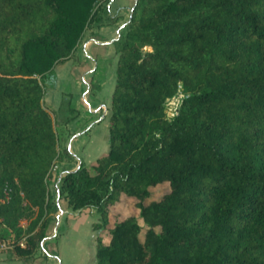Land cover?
I'll return each instance as SVG.
<instances>
[{"label":"trees","instance_id":"trees-1","mask_svg":"<svg viewBox=\"0 0 264 264\" xmlns=\"http://www.w3.org/2000/svg\"><path fill=\"white\" fill-rule=\"evenodd\" d=\"M107 3L0 0V237H24L7 258L34 259L58 209L57 125L79 111L67 99L55 117L43 96ZM130 7L112 41L107 149L62 173L58 197L106 230L94 264H264V0ZM178 93L190 98L169 122ZM122 196L136 214L111 211Z\"/></svg>","mask_w":264,"mask_h":264},{"label":"crops","instance_id":"crops-1","mask_svg":"<svg viewBox=\"0 0 264 264\" xmlns=\"http://www.w3.org/2000/svg\"><path fill=\"white\" fill-rule=\"evenodd\" d=\"M110 3L108 4V10H110ZM126 6V0H122V2L118 4L117 8L119 10L114 17V21L107 20V22L99 25V20L92 21L90 23L91 26L89 25L90 28H88V26L83 31L80 48L74 51V54H78V52L81 51V54H78L77 57L82 60V65L76 66V68L81 67L87 72V75H92L94 80L97 79L101 81L100 91H103L104 87L106 86H110L111 91L113 86L114 66L117 55L113 51L112 41L116 39L115 37L117 34L119 35L120 27L123 24L119 21L121 19L120 15H123V9H125ZM109 27L112 28L110 31L108 29ZM86 30L92 31V33L90 32L88 33L89 35H86ZM108 57H111L110 62H112V69L107 79L106 72L109 63ZM68 65V59L62 62V65L61 63L55 65L56 80L54 86L51 87L52 94L55 95L57 92L61 93L62 89L59 88L61 77L59 75L60 72L68 67ZM64 77H66V74ZM82 80L84 81V79H81V83H83ZM74 81L75 84L79 83V79ZM73 89H75V86L74 88L71 87L69 82V87H64L63 90L72 92V97L75 98V92ZM108 103L109 100L106 105H108ZM88 104L89 103L87 102V106L85 108L83 107V109H81L77 102L74 104L79 113L76 117L72 118L63 125L62 129L64 128V134L60 135V133H58V156L53 162L55 169L50 171L51 177L49 187L55 191V202L57 198L56 205L61 209L60 211L58 209V211L61 215L67 213L69 217L62 222L61 220L59 221V218L56 216L55 224H52L51 221L45 239L42 243L44 245V255L46 258L41 254V256H37L34 259L26 262L22 259L7 258V255L4 253L0 255V264H61L62 261L57 254V243L59 241H68L74 223L76 224V222L79 221L81 214L84 215L85 213H91L89 208H83L80 211L77 209H70L66 205L65 201L57 196L58 180L62 173L76 168L79 163H87L91 161L98 154L107 149L106 119L98 115V105H94V107L90 108V105L88 106ZM84 109H86V111ZM91 222L92 221H90V224ZM90 228L91 237L94 234L95 229H92L91 225ZM56 231L58 232L56 233ZM51 239H55L54 244L50 243L52 242L50 241Z\"/></svg>","mask_w":264,"mask_h":264},{"label":"rangeland","instance_id":"rangeland-1","mask_svg":"<svg viewBox=\"0 0 264 264\" xmlns=\"http://www.w3.org/2000/svg\"><path fill=\"white\" fill-rule=\"evenodd\" d=\"M126 1H127V6L125 9H123V15L122 14L120 15L121 16L120 17L121 19L119 20L120 23H124V21L127 19L128 9L130 8L132 4V0H126ZM120 2H122V0H108L107 7H108V4L110 3V10H108L107 13L102 12L101 17L98 21V25L107 22V20H109L110 18V15H116L117 11L119 10L117 6ZM90 26L88 28H90ZM108 29L110 31L112 28L109 27ZM90 32L92 33V31L86 30V35H89L88 33ZM81 42H82V39L78 42L74 51L80 48ZM78 54L80 55L81 51H79ZM78 54H73L70 58H68L69 60L68 67L64 69L62 72H60L59 76L61 77V82H60L59 88L62 89L61 93L57 92L54 95L52 94V88H48L45 91L44 96H43L44 103L47 107L55 110V113L52 114L53 116L59 117L61 114V111H58V108L62 106L63 103L67 101V99L70 100V103L72 105H74L77 102L78 105L81 107V109H83V107L85 108L87 106L86 103L88 102L89 103L88 106L90 105V108L94 107V105H98V109H99L98 115L106 119L107 114H108L106 103L109 100V96L111 92L110 86H106L104 87L103 91H100L101 81L97 79L94 80L92 75L90 76L89 74L87 75L86 74L87 72L81 67L76 68V66L82 65L81 63L82 60H80L77 57ZM110 58L111 57H108L109 63H108L107 72H106L107 79L112 69L111 67L112 62H110ZM61 65H62V62H61ZM68 73L70 74V76ZM65 74H66V77H64ZM77 79H79V83L75 84L74 80H77ZM81 79H84V81L82 80L83 83H81ZM68 81L70 82L71 87L74 88L75 86V89H73L75 92V96H74L75 98L72 97V92L68 90H65V91L63 90L64 87H67V88L69 87ZM84 110L86 111V109ZM62 127H63L62 124L57 125V132L60 133V135L64 134V128L62 129ZM54 169L55 167L50 169V171ZM164 187H165L164 185L158 186L155 190L156 194L157 192L163 190ZM131 202H132L131 198L122 196L119 202L114 203L110 207V209L112 212H117L120 215H125L127 213L136 214L137 209L132 205ZM89 209L91 213H85L84 215L81 214L79 221H77L76 224L74 223V226L72 228L68 241H63V242L59 241L57 243V246H58L57 254L60 257V260L62 261L61 264H94V240H93L94 235L96 233H99L102 239L107 240L108 238L107 232L104 229H95L94 234L92 232L93 235L90 237L91 235L90 221L92 222L95 221L97 214L92 208H89ZM56 216L57 218H59V221L61 220L62 222L65 221L66 218L69 217L67 213L61 215L58 209L56 211H52L51 212L52 224H55ZM138 222L141 223V220L139 218H138ZM57 232L58 231H56V233ZM13 237L17 241V240H20L23 236L16 238L13 235ZM44 239L45 237L39 241V245L37 247L35 254H37V256H41L42 254V256L46 258V256L44 255V251H45L44 245L42 244ZM50 241H52L50 242L51 244L52 243L54 244L55 239H51ZM11 249H9L5 254L8 255L11 252ZM29 260L30 258L25 259L23 261L28 262Z\"/></svg>","mask_w":264,"mask_h":264},{"label":"built area","instance_id":"built-area-1","mask_svg":"<svg viewBox=\"0 0 264 264\" xmlns=\"http://www.w3.org/2000/svg\"><path fill=\"white\" fill-rule=\"evenodd\" d=\"M181 93L173 95L169 97L165 104V111L168 116L171 115L172 111L175 110L176 105L179 103ZM54 165L52 164L50 169H52ZM15 244L19 246H23L24 244V237L20 240H17L13 237V235L0 237V255L6 253L9 249L13 248Z\"/></svg>","mask_w":264,"mask_h":264},{"label":"clouds","instance_id":"clouds-1","mask_svg":"<svg viewBox=\"0 0 264 264\" xmlns=\"http://www.w3.org/2000/svg\"><path fill=\"white\" fill-rule=\"evenodd\" d=\"M188 98H190V94L181 93L180 98H179L180 99V103H178L176 105L175 110L172 111L171 115L168 117L169 122H171V120L174 119V117L179 114L180 105L182 104L183 100L188 99Z\"/></svg>","mask_w":264,"mask_h":264},{"label":"water","instance_id":"water-1","mask_svg":"<svg viewBox=\"0 0 264 264\" xmlns=\"http://www.w3.org/2000/svg\"><path fill=\"white\" fill-rule=\"evenodd\" d=\"M130 12H131V7H130V9H129L128 16L130 15ZM123 24H124V23H123ZM123 24H122V25H123ZM122 25H121V26H122ZM118 36H119V35L117 34V36H116L115 38H118ZM57 196H58V193H57ZM56 202H57V198H56ZM58 209H59V211L61 210L60 208H58Z\"/></svg>","mask_w":264,"mask_h":264}]
</instances>
